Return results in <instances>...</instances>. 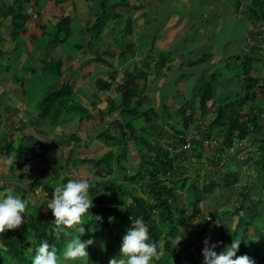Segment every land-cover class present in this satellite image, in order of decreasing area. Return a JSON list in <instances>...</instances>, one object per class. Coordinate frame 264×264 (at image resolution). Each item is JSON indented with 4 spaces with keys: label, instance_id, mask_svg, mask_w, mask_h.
<instances>
[{
    "label": "crops",
    "instance_id": "1",
    "mask_svg": "<svg viewBox=\"0 0 264 264\" xmlns=\"http://www.w3.org/2000/svg\"><path fill=\"white\" fill-rule=\"evenodd\" d=\"M94 1L0 0V147L11 142V147L19 151L17 169L25 164L32 166L30 173L18 176L14 166L2 163L7 156L0 154V187L12 186L26 199L31 191L37 194L36 198L40 196L38 190L30 188V182L43 172L53 173L56 167L72 165L74 154L83 158V152L98 149L101 156L107 146L97 139L98 133H121V119L108 113L107 100L118 98L119 85L129 72H142L149 66L143 110L166 107L171 113L185 101H192L195 123L213 117L212 107L198 108L192 98L200 76L214 68L227 67L232 58H245L250 62L252 76L264 80V0H128L126 7L111 12L117 18L99 34L89 30L95 20ZM12 7L16 8V20L23 21L20 30L15 29V20L7 12ZM64 19L69 24L56 33L57 23ZM13 32H17L16 36ZM56 36L65 39L53 42ZM128 45L135 48V55L119 66V55ZM157 52L168 53L170 62L154 75ZM203 56L207 58L199 62ZM108 74L114 77L111 87L99 90L96 81L106 79ZM56 79L72 87L74 101L87 111L67 113L51 127L39 118L35 108ZM243 90L242 80L226 75L219 78L214 100L221 102ZM257 117L256 126L248 125L245 140L235 144L241 146L240 152L247 147L255 150L264 138V109ZM191 128L189 139L197 133L196 125ZM201 136L192 141L195 147L198 142L206 143L208 149L203 152H212L216 142L221 141L215 134L208 139ZM180 138L164 128L158 140L162 148L173 152L174 139ZM124 144L125 149H133L130 143ZM235 148L231 150L233 154ZM122 149L118 143L115 154ZM147 149L153 154L149 162L152 168L162 174L172 171L161 165L162 154L153 153L150 145ZM128 153L121 158L122 164L135 166L136 155ZM261 163L264 164V154ZM77 164L89 166L86 174L93 183L90 165ZM228 168L234 169L229 165ZM128 169L132 172V167Z\"/></svg>",
    "mask_w": 264,
    "mask_h": 264
},
{
    "label": "trees",
    "instance_id": "2",
    "mask_svg": "<svg viewBox=\"0 0 264 264\" xmlns=\"http://www.w3.org/2000/svg\"><path fill=\"white\" fill-rule=\"evenodd\" d=\"M126 5H128V0H95L93 5L95 20L89 30L99 34L110 21L117 18V15H112L111 12L114 9L126 7ZM15 10L16 8L12 7L7 12H11L13 20H15V29L20 30L23 21L16 20ZM18 17L20 16L18 15ZM68 21L66 19L59 21L55 32L60 31L64 24L68 25ZM13 33V36H16L17 32ZM68 34L69 31L66 36ZM64 39L65 36L62 38L56 36L53 38V42H62ZM135 51L134 47L125 46L123 53L119 55V66L125 63L127 58H133ZM154 56L152 73L158 75L166 63L170 62L169 54L157 52ZM206 58L207 56H203L198 61ZM107 65L113 66L109 63ZM250 67V62L247 59L232 58L227 67L214 68L209 74L197 79L192 98L196 99L198 108L210 109L212 107L213 113L212 118H207L199 123L194 122L192 101H185L171 113L166 107L155 111L153 109L143 110V103L146 101L145 88L149 66H146L142 72L131 71L124 77L118 89V103L116 104L111 98L107 100L108 113H114L121 119V133L110 135L106 131H101L98 133L97 139L106 144L107 150L98 158L75 157L74 163L70 166L74 168L77 163L89 164V171L95 177L89 190L93 196V206L90 213L87 214L89 219L84 220L85 231L81 236L82 240L93 236L94 243L87 249L88 257L71 262V264H108L111 258L119 255L121 237L130 226L131 219L137 218L143 219L148 225L150 238L158 246L159 259L153 260L151 264H179L181 249L179 245L173 244V240H177L179 227L184 225L178 217L180 211H183L184 214V207L181 203L175 204L178 194L184 193L193 196L198 192L210 194L214 189L224 191L238 182L236 171L228 168L227 164L233 156L231 150L236 147V153L241 151L235 144H240L245 140L248 125L256 126L257 115L264 109V103L262 104L264 80L253 77ZM226 75L228 77L236 76L242 80L244 90L238 95L217 103L214 100L215 89L219 78ZM113 78L112 74H108L106 79L96 81V87L102 91L108 90ZM258 93L260 98H257ZM74 97L72 87L67 82L56 79L47 88L35 110L40 119L54 127L67 113H86L85 107L77 104ZM193 125H196L197 132L206 139L212 134L221 137L217 147L209 152L211 160L203 158L201 151L193 145L192 138L187 139L189 129ZM164 128L169 131L170 135L181 137L174 139L176 145H173V152L160 146L158 139L162 136ZM118 143L122 144L123 149L115 154L114 147ZM124 143L131 144L138 163L132 172L123 174L122 180L129 185L137 183L139 189L143 191V196L125 190V187L115 190L113 188L114 181L109 177L113 169L125 171V166L121 162L125 151ZM147 145L153 148V153L159 152L163 155L162 166L171 160V162H175V165L177 164L176 167L173 166L172 171L167 174H162L159 170L152 168L149 162L153 154L147 149ZM255 147V150L245 156L242 163H253V167L260 172L264 180V164L261 163V157L264 154V138ZM13 151L19 159L21 155L19 151L11 147V142L0 147V154L6 156ZM190 152L193 154L191 155L193 159L187 164L185 159ZM110 159L113 161L110 162ZM215 161L216 163H213ZM99 169L105 170L104 174ZM31 171L32 166L28 173ZM213 172H217L220 179H215ZM47 175L48 172H43L30 182L29 186L31 189H40L42 195L50 200L53 188L68 177L52 183L49 180L44 181ZM104 176L107 178L104 179ZM108 186L110 191L101 192ZM0 188L3 191L5 187ZM249 188L248 186H240L241 190L238 188L239 195L233 211L208 213L207 218L209 219L202 220L196 241L202 238L207 239L211 235L210 230L212 229L217 234L215 251L219 253L234 238L247 239L246 242L241 243L237 255L247 254L255 261V264H264V217L256 210L257 203L249 196ZM113 191L121 193L118 204L113 201ZM23 198L26 199L25 196ZM195 201L192 203L193 210L197 206ZM121 207L134 210L135 216L132 217ZM193 210V215H196V211ZM243 210L251 213L249 219L243 222L240 229H230L229 223L232 218L239 217ZM91 214L93 217L99 216L100 220L90 219ZM53 219L50 209L43 213L39 209L34 210L29 202L24 222L15 229L0 233V251L6 255V260L0 259V264H30L39 244L45 240L50 245H55L58 252H62L68 238L63 233L53 232L55 227ZM249 228H253V231L260 235L253 238ZM70 231H73L75 235L80 234L78 226H73ZM185 249L187 251L186 258L190 264H203V259L195 255L190 243L186 245Z\"/></svg>",
    "mask_w": 264,
    "mask_h": 264
},
{
    "label": "clouds",
    "instance_id": "3",
    "mask_svg": "<svg viewBox=\"0 0 264 264\" xmlns=\"http://www.w3.org/2000/svg\"><path fill=\"white\" fill-rule=\"evenodd\" d=\"M16 154L8 155L2 163L8 167H15ZM30 164H25L23 168L16 169L20 173L30 171ZM92 183L86 178L68 177L64 182L57 184L51 193V199L45 201L46 208L51 210L55 227L53 232L63 233L68 238L64 244L62 252H58L55 245H50L48 241H41L32 257L30 264H70L88 257L87 249L93 245L94 237L81 239L84 234V220L93 206V196L90 194ZM29 206V201L12 186L5 187L0 191V233L6 230L15 229L24 222ZM90 219L99 221L100 217ZM73 226H78L79 235L73 234ZM90 231H93L90 229ZM70 237V238H69ZM183 239V235L176 240V244ZM247 239L234 238L230 244L226 245L222 251L217 253L214 249L215 243L209 244L204 241L201 249L203 264H255V261L247 254L237 255L242 242ZM157 244L151 240L148 225L143 219H131L130 226L127 227L121 237L119 255L111 258L108 264H151L153 260L159 259Z\"/></svg>",
    "mask_w": 264,
    "mask_h": 264
},
{
    "label": "rangeland",
    "instance_id": "4",
    "mask_svg": "<svg viewBox=\"0 0 264 264\" xmlns=\"http://www.w3.org/2000/svg\"><path fill=\"white\" fill-rule=\"evenodd\" d=\"M115 102L118 103V98L115 99ZM207 118L208 117L204 118V121L207 120ZM190 129H192V128L190 127ZM190 129H189L188 133H190ZM188 136H189V134H188ZM199 136H201V135L199 134V132H197L195 134V136H192L191 138L194 140H197L196 138H198ZM201 137H203V136H201ZM187 139H189V137H187ZM217 143L218 142H216L215 147L217 146ZM240 147L241 146H239L238 148H240ZM197 148L200 149L201 153L203 154V158L211 160L210 156H209V152L208 153L203 152L206 149H208L206 143H204L202 141V144L199 145V142H198ZM106 150H107V148H106ZM252 150H253L252 148L247 147L244 150L245 152H240V151L238 152L237 151V153H236V151H235L232 158H230L227 162V164L230 167L234 168V170L237 173L238 183L236 185L231 186L224 191L220 190V189H214L212 191V193H210V194L209 193L204 194L201 192L194 194L195 196H193L191 194L186 195L184 193L178 194V199H177L175 204L181 203V204H183V207H184V214H183V211H180V213L178 215L179 219L184 223V225L182 227H179V233L177 236V238H178L180 236V233H181L183 235V239H181L177 244H176V240H173V244L179 245L180 249H181V255L179 257V260H180L179 264H190L187 261V258H186L187 251L185 249V247L188 243H190L192 245V248H193V251L195 252V255L198 256V258H200V259L201 258L204 259L202 256V253H201V249L204 247V241L206 239L202 238V239H199L196 241L200 224H201L203 219H209V218H207V214L210 212H213V211H216V212L233 211V209L236 206V199L238 198V195H239L237 191L240 189V186L250 187L248 194L253 199V201H255V203H257L256 210L264 217V186H263L264 180H263V176L261 177L260 172L256 168L253 167V163H251V162L247 163V164L242 163L245 156H247V154L249 152H251ZM127 151L129 152L127 154L128 156H130L131 153L134 156V152L130 148L125 149L124 155L126 154ZM100 153H101V151L98 149H95V150L91 149L90 152H88V151L83 152L81 157H83V158L84 157L98 158L100 156ZM191 155H193L192 152H190L189 156H187V158L185 159L187 164L192 161ZM75 157H80V156L78 155V153H76V154H74V158ZM136 160L138 161V159H136ZM111 161H113V160L110 159V162ZM232 161L234 163H232ZM213 163H216V161ZM70 166L71 165H62V166L56 167V169L54 170L53 173H50V172L48 173L46 180H49L52 183H56L64 177L88 179V174H86L88 171L87 169L89 168L88 165H78L77 164V166H74L75 169L71 168ZM164 166H166L165 169L170 170V169H173L174 163L171 164V160H170ZM127 167L128 168L132 167V169H131L132 171L134 169L133 168L134 165L125 164V171L124 172L123 171H114L113 172V170H112L109 177L112 178L114 181V187L113 188H115V190H118V189H120V187H125V190L127 189V190H130L131 192H134V194H136V195H142L143 196V191L141 189H139L138 184L135 183V184L129 185V184L123 182V180H122L123 174L126 172H129V169ZM105 177L106 176H104V178ZM214 178L220 179L217 172L214 173ZM36 190H38V192H39V195H40L39 198H36L37 194H34L31 191L30 197L27 198V200L32 204V207L34 208V210L39 209L41 212L46 213L47 208H46V202L45 201H47L49 199L45 198V196L42 195L40 189H36ZM110 190L111 189H109V186H108V187H106V189L101 190V192L110 191ZM120 196H121V193H119L118 191H113L112 197L114 199L113 201L115 204L119 203ZM193 201L197 202V206H196L195 210H193L194 209V207L192 205ZM121 208L126 213L130 214L132 217L135 216L134 210H131L129 208L124 209L123 207H121ZM192 210L196 211V215H193ZM250 214L251 213H248L246 210H243L242 212H240L239 217L236 216V217L232 218V221L229 223V228L230 229H233V228L240 229L243 222L247 221L249 219ZM212 227H214V225H212ZM210 232H211V235H209L207 240H208L209 244H212V243H215V240L217 238V234L212 229L210 230ZM249 232H252L251 234H252L253 238L254 237L256 238L260 235V234H258V232L256 233L255 231H253V228H249ZM215 249H216V247H215ZM5 257H6V255L0 251V259L4 260ZM70 264H71V262H70Z\"/></svg>",
    "mask_w": 264,
    "mask_h": 264
},
{
    "label": "bare ground",
    "instance_id": "5",
    "mask_svg": "<svg viewBox=\"0 0 264 264\" xmlns=\"http://www.w3.org/2000/svg\"><path fill=\"white\" fill-rule=\"evenodd\" d=\"M126 125V124H125ZM104 143V142H103ZM140 167V166H139ZM130 178V177H129Z\"/></svg>",
    "mask_w": 264,
    "mask_h": 264
},
{
    "label": "built area",
    "instance_id": "6",
    "mask_svg": "<svg viewBox=\"0 0 264 264\" xmlns=\"http://www.w3.org/2000/svg\"><path fill=\"white\" fill-rule=\"evenodd\" d=\"M188 147V146H187Z\"/></svg>",
    "mask_w": 264,
    "mask_h": 264
}]
</instances>
